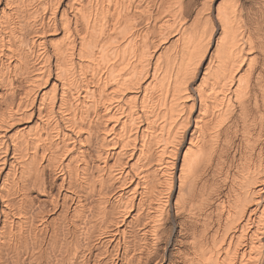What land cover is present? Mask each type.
Here are the masks:
<instances>
[{
	"label": "bare ground",
	"instance_id": "1",
	"mask_svg": "<svg viewBox=\"0 0 264 264\" xmlns=\"http://www.w3.org/2000/svg\"><path fill=\"white\" fill-rule=\"evenodd\" d=\"M0 264H264V0H0Z\"/></svg>",
	"mask_w": 264,
	"mask_h": 264
}]
</instances>
